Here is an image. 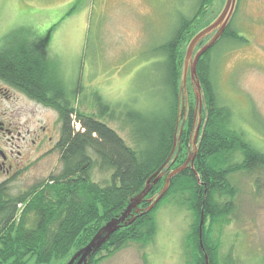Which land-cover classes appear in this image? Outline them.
<instances>
[{"label": "rangeland", "instance_id": "obj_1", "mask_svg": "<svg viewBox=\"0 0 264 264\" xmlns=\"http://www.w3.org/2000/svg\"><path fill=\"white\" fill-rule=\"evenodd\" d=\"M197 1L0 0V47L19 42L36 50L46 59L49 76L59 78L69 91L79 92L71 99L84 113L95 112V97L100 94L113 105L156 114L166 105L165 56L157 48L172 36L181 17L193 16ZM224 3L211 0L186 32L179 47L183 60L191 38L217 17ZM232 26L248 41L222 40L209 59L211 77L219 103L232 109V128L264 151V0H239ZM188 93L189 107L195 106L189 77ZM20 103L25 106L21 121L25 128L46 125L54 142L60 139L61 124L54 108L26 94ZM108 124L129 142L118 121L108 120ZM52 144L31 154L27 169L11 184L10 194L35 190L39 184V189L48 190L45 183L62 169L59 151ZM181 149L185 160L189 143H182ZM91 157L95 165L89 175L96 183L107 181L110 172L101 169L95 153ZM231 180L237 189L235 210L229 221L220 224V232L214 229L221 241L219 259L264 264V170L238 172ZM23 207L19 206V213ZM155 220L152 241H130L98 264H191L186 242L194 215L182 197L166 198ZM75 251L77 247L64 258L43 264H67ZM26 258L25 264H37L34 257Z\"/></svg>", "mask_w": 264, "mask_h": 264}, {"label": "trees", "instance_id": "obj_2", "mask_svg": "<svg viewBox=\"0 0 264 264\" xmlns=\"http://www.w3.org/2000/svg\"><path fill=\"white\" fill-rule=\"evenodd\" d=\"M210 2L198 0L193 16L181 17L172 36L157 48L165 56L162 71L166 105L162 113L113 105L100 94L95 97V112L84 113L74 107L71 99L79 92L69 91L59 78L49 76L46 59L36 50L19 42L0 47V79L58 112L61 127L57 150L62 163L59 173L51 175L45 183L48 190L39 189L42 187L39 184L35 192L12 195L8 188L0 186V264H25L28 256L34 257L37 264L64 258L75 247L79 250L87 245L106 222L118 216L130 199L142 191L148 178L172 151L178 121L183 119L180 94L183 59L179 47ZM226 39L235 43L248 41L234 30L231 22L223 37L199 61L198 74L206 101L202 130L206 118L207 122L199 139L194 169L189 167L176 175L156 207L117 230L89 264H98L130 241L143 244L152 241L157 231L155 212L174 194L182 197L194 215L186 242L191 264H206L205 253L210 264H232L219 259L221 241L214 229L218 227L220 232V224L229 221L235 210L237 189L231 177L238 172L264 170V151L232 128V109L219 103L209 59ZM190 110L180 146L182 143L187 146L191 140L195 106ZM108 120L121 124L129 142ZM91 152L99 159L101 169L110 172L107 181L96 183L89 175L95 165ZM182 155L183 149L175 162L169 163L167 172L185 162ZM165 179L152 187L147 198L161 190ZM146 201L140 207H147ZM202 214L205 251L200 244Z\"/></svg>", "mask_w": 264, "mask_h": 264}, {"label": "water", "instance_id": "obj_3", "mask_svg": "<svg viewBox=\"0 0 264 264\" xmlns=\"http://www.w3.org/2000/svg\"><path fill=\"white\" fill-rule=\"evenodd\" d=\"M239 0H225L222 10L217 17L206 27L198 31L190 40L182 63L181 80H180V94L184 102L181 103V116L182 121H178L176 128L174 145L169 157L166 161L148 178L144 188L140 193L132 197L128 206L118 215L106 222L90 240V242L83 248L76 251L71 260L67 264H89L92 257L103 247V245L109 241L111 236L119 230L123 225H130L133 223L138 215L148 213L153 210L159 201L165 196L171 186V180L185 169L191 167L194 169V162L198 153L199 135H203L204 128L206 126L207 118L203 123L202 118L203 110L206 107L205 95L203 86L198 74V64L202 56L214 47L218 41L223 37L226 29L232 22L234 14L236 13ZM188 77L190 78L191 85L196 97L195 103V121L193 124L191 140L189 144L188 156L183 164L171 169L167 172V167L170 162H175L180 153V141L184 126L188 119V106H189V93H188ZM185 113V114H184ZM201 138V137H200ZM87 164L84 165L86 167ZM166 177L165 183L161 190L154 196L147 198L150 190L156 185L162 178ZM147 200L149 205L147 207H140L142 202ZM204 221V215L201 216L200 223V244L205 251L202 239V224ZM206 264H210L209 256L205 253Z\"/></svg>", "mask_w": 264, "mask_h": 264}, {"label": "flooded vegetation", "instance_id": "obj_4", "mask_svg": "<svg viewBox=\"0 0 264 264\" xmlns=\"http://www.w3.org/2000/svg\"><path fill=\"white\" fill-rule=\"evenodd\" d=\"M21 95L25 93L0 79V186L8 190L27 169V161L34 151L44 150L45 145L51 143V148L57 150L59 142H54L46 125L34 130L25 128L21 122L25 112V106L20 103ZM190 112L188 106V118ZM195 116L193 113V124Z\"/></svg>", "mask_w": 264, "mask_h": 264}, {"label": "bare ground", "instance_id": "obj_5", "mask_svg": "<svg viewBox=\"0 0 264 264\" xmlns=\"http://www.w3.org/2000/svg\"><path fill=\"white\" fill-rule=\"evenodd\" d=\"M192 39V38H191ZM182 71V70H181ZM199 151V150H198ZM176 177V176H175ZM147 202V201H146Z\"/></svg>", "mask_w": 264, "mask_h": 264}]
</instances>
